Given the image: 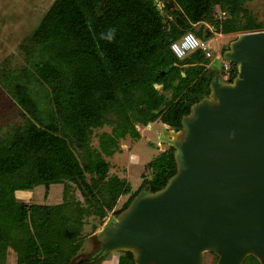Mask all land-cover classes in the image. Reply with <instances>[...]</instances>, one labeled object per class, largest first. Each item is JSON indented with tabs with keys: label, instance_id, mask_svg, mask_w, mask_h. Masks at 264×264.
I'll list each match as a JSON object with an SVG mask.
<instances>
[{
	"label": "trees",
	"instance_id": "1",
	"mask_svg": "<svg viewBox=\"0 0 264 264\" xmlns=\"http://www.w3.org/2000/svg\"><path fill=\"white\" fill-rule=\"evenodd\" d=\"M159 1L161 9L154 0H53L17 47L22 64L13 56L0 62V88L8 89L19 114L0 136V264L9 251L15 264H100L103 256L93 259L96 252L76 261L88 220L98 222L93 235L144 189L164 188L177 167L174 149L167 147L146 166L149 179L132 192L90 153L94 131L110 128L100 141L108 154L121 151V139L139 140L136 126L160 123L179 132L190 108L209 97L218 72L200 51L178 60L170 45L187 32L207 41L215 34L264 31V21L246 8L248 0ZM109 27L117 30L111 43L99 38ZM229 65L226 84L237 76ZM30 82L47 91L51 113L45 122ZM53 185L62 186L57 205L15 198L39 187L47 194ZM119 255L117 264H135L130 252ZM243 264L259 262L250 256Z\"/></svg>",
	"mask_w": 264,
	"mask_h": 264
},
{
	"label": "water",
	"instance_id": "2",
	"mask_svg": "<svg viewBox=\"0 0 264 264\" xmlns=\"http://www.w3.org/2000/svg\"><path fill=\"white\" fill-rule=\"evenodd\" d=\"M222 59L237 67L233 82L215 76L182 129L159 135L174 149L176 174L101 229L93 259L130 252L135 264H202L210 252L217 264H264V31L240 35Z\"/></svg>",
	"mask_w": 264,
	"mask_h": 264
},
{
	"label": "rangeland",
	"instance_id": "3",
	"mask_svg": "<svg viewBox=\"0 0 264 264\" xmlns=\"http://www.w3.org/2000/svg\"><path fill=\"white\" fill-rule=\"evenodd\" d=\"M156 1L163 5L159 0H154L155 3ZM52 2L53 0H0V62L9 56H13V59L18 61V63L20 62L19 65L22 64V60L18 56L17 47L36 26L40 17ZM245 6L256 20L264 21V0H248ZM218 11L219 10H217L218 15H220V17L223 16V14H220ZM209 30L212 31L210 28ZM240 35L242 34L224 36L215 34L213 38L208 40L210 41L213 53V58L209 60V65L212 67L213 71L218 72V77L221 82H225L224 73L222 71V65L225 62L222 59L223 49H228L229 44ZM26 86L33 100L39 107L38 115H40L44 122L47 121L51 113L47 91L33 82L27 83ZM12 98L8 89L4 91L3 87L0 88V136L7 132L9 124L19 121L18 110ZM162 128L163 125L160 123L150 124L146 127L136 126L140 139L135 140L131 137L121 139L119 141L121 151L116 153L112 152L110 154L105 153L103 147L100 145L102 135L109 134L111 132L110 128L105 127L96 130L91 137L89 145L90 153L93 156H98L105 160L111 167L109 175L125 179L130 185L131 191L135 192L141 188L144 180L150 177L149 172L146 170L148 163L168 147L167 144L164 143L158 144V138L162 132ZM176 137L180 138L181 134H177ZM32 194L33 199L30 200V204L32 205H57L61 203L62 186H51L47 194L43 187H39L35 189ZM127 198L126 196L119 199L115 212L122 208ZM118 216L119 214L110 213L103 221V225L98 227V230L93 235H91L92 227L97 226L98 222L93 219L88 220L83 233L82 249L76 261L87 259L97 252L100 244L96 237L97 234L103 227L111 225ZM119 253L122 252L103 255L100 264H117V260L120 256ZM15 261V254L9 251L6 264H15ZM217 261V255L210 252H205L203 254L202 264H217Z\"/></svg>",
	"mask_w": 264,
	"mask_h": 264
},
{
	"label": "built area",
	"instance_id": "4",
	"mask_svg": "<svg viewBox=\"0 0 264 264\" xmlns=\"http://www.w3.org/2000/svg\"><path fill=\"white\" fill-rule=\"evenodd\" d=\"M157 7L161 8V3L156 1ZM172 54L178 59L182 60L193 52L200 51L206 59H212L213 53L210 46V41H204L198 39L192 32L185 33L178 41L173 42L170 45ZM208 68H212L210 65ZM222 71L224 73V79L226 80L229 76L230 65L224 62L222 65Z\"/></svg>",
	"mask_w": 264,
	"mask_h": 264
},
{
	"label": "crops",
	"instance_id": "5",
	"mask_svg": "<svg viewBox=\"0 0 264 264\" xmlns=\"http://www.w3.org/2000/svg\"><path fill=\"white\" fill-rule=\"evenodd\" d=\"M32 191H18L15 193V198L18 202L30 204V200L33 199Z\"/></svg>",
	"mask_w": 264,
	"mask_h": 264
},
{
	"label": "clouds",
	"instance_id": "6",
	"mask_svg": "<svg viewBox=\"0 0 264 264\" xmlns=\"http://www.w3.org/2000/svg\"><path fill=\"white\" fill-rule=\"evenodd\" d=\"M116 28L115 27H109L106 31L100 33L99 38L102 40H106L108 42H113L116 38Z\"/></svg>",
	"mask_w": 264,
	"mask_h": 264
},
{
	"label": "bare ground",
	"instance_id": "7",
	"mask_svg": "<svg viewBox=\"0 0 264 264\" xmlns=\"http://www.w3.org/2000/svg\"><path fill=\"white\" fill-rule=\"evenodd\" d=\"M168 138H169L170 140H176V138L174 137V134H173L172 132H169V133H168Z\"/></svg>",
	"mask_w": 264,
	"mask_h": 264
}]
</instances>
